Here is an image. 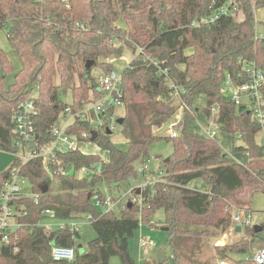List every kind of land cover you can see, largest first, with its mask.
<instances>
[{"label": "trees", "instance_id": "obj_1", "mask_svg": "<svg viewBox=\"0 0 264 264\" xmlns=\"http://www.w3.org/2000/svg\"><path fill=\"white\" fill-rule=\"evenodd\" d=\"M227 1L0 0V29H6L21 63L13 82L6 86L5 77L13 65L0 47L2 151L18 150L11 110L29 97L32 84L37 87V140L45 142L50 140V129L61 110H77L96 96L97 79L92 69L97 67L101 74L107 73L113 69L112 62L105 60L107 57L120 56L124 48L133 54L121 71V127L127 147L113 144L107 133L115 115V108L111 107L105 116L92 114L108 126L98 131L93 140L108 152L107 159L79 149L57 155L74 169L100 164L91 177L76 178L68 173L51 180L40 159L32 158L22 164L20 174L28 179L32 192L39 194L38 201L29 196L14 200L21 212L17 219L20 225L14 233L16 239L11 235L10 243H0V264H109L113 256H118L122 264H134L128 240L141 223H149L159 208L164 210L163 224L173 247L176 240L182 246H191L192 242L201 249L204 237H218L229 229L232 206L250 209L252 193H264V144L255 139L260 125L243 106L237 107L221 93L227 78L233 84L244 81L241 60L264 68V38L254 31V12L264 5V0H235L233 12L220 15L209 24L193 25ZM239 14L243 18L237 19ZM88 60L94 63L86 70ZM171 84L185 90L181 98L190 105L197 95L204 94L205 117H210L212 105L218 106L219 128L241 137L243 144L231 149L235 153L247 152V162H232L222 151L218 138L194 134L189 125L194 114L187 110L177 135L156 133L179 107ZM68 91L72 93L71 103L63 98ZM262 91L264 94V84ZM90 127L89 121L76 120L68 132L78 135ZM160 138L172 142L173 152L162 161L160 179L142 188L141 204L130 200V206L126 202L119 214L115 210L101 212L93 204L97 183L104 182L110 190L137 176L135 162L147 159L150 145ZM19 164L16 156L9 168L0 172V191L10 171ZM197 179L205 184L203 190L188 187ZM46 209L64 221L89 216L96 237L83 252L75 247L71 262L54 260L51 245L73 246L78 231L68 226L52 229L36 225L46 217ZM256 234L254 226L246 228L242 239L215 246L217 255L227 258L246 252L248 238Z\"/></svg>", "mask_w": 264, "mask_h": 264}, {"label": "built area", "instance_id": "obj_2", "mask_svg": "<svg viewBox=\"0 0 264 264\" xmlns=\"http://www.w3.org/2000/svg\"><path fill=\"white\" fill-rule=\"evenodd\" d=\"M39 2L43 0H37ZM236 8L235 0H228L225 4L220 6L217 10L211 14L200 18L193 22V25L209 24L214 22L220 15L229 14ZM263 38V37H261ZM113 45H116V41L110 40ZM113 58V57H112ZM112 58L107 57L106 61H111ZM112 62V61H111ZM242 73L245 76L243 82L239 84H233L229 78L227 83L221 88V93L233 102L237 107L243 106L248 112L251 113L252 118L260 125V133L264 137V94L262 91L264 84V68L258 66L254 62H247L241 60ZM158 65L157 62H154ZM163 71H166L163 70ZM175 94V99H178L179 107L176 111L177 120L174 123L181 122V115L184 110L196 114L197 108L194 110L192 105L181 98V92H184L183 88H178L174 84H171ZM28 98L19 101L11 110V121L14 125V131L16 134L15 145L17 148H22L28 152V155L17 156L20 159V164L15 166L10 171L9 179L4 183L3 188L0 191V243L8 244L11 242V235H14L19 227L17 223L18 216H20V210L13 203L18 197L29 196L33 198L35 202L38 201L39 194L32 192L31 185L25 176L20 174L21 165L26 163L32 158H38L41 164L49 175V178L53 180L57 175H63L71 173L76 178H89L94 174V168L81 167L74 169L72 165L64 163L58 158V153L66 152L69 150L79 149V143L83 140H90L92 130L102 131L106 127V123L103 119L93 118L92 114L106 115L107 108L124 107V103L121 99L123 93L121 73H117L115 70H111L107 73L101 74L97 80V93L95 97H91L82 108L72 110L70 107H66L58 114L57 120L50 129V140L40 142L37 140V133L34 125V117L37 114V106L34 102L37 87H33ZM210 117H206L207 126L204 127L205 136L209 138H218L217 129L219 124L217 121L218 106H211ZM179 113V114H178ZM115 115L112 120H114ZM211 119V121H209ZM76 120H87L91 123V127L87 130H82L77 135L76 133L68 132V128ZM112 123V122H111ZM110 123V124H111ZM174 123H169V135L175 136L178 134V130L174 129ZM174 129V130H173ZM91 141V140H90ZM147 160V159H146ZM148 170L146 164L137 168L140 173H145ZM103 185V189L100 186ZM145 184L132 186L130 193L136 188H140V192ZM28 186L29 193L24 192V187ZM96 193L93 195V204L97 206L101 212L112 211L115 209V203L113 200L107 185L104 182H99L96 185ZM134 201L138 204L142 202V194L136 195ZM119 207V206H118ZM125 208V205L121 207ZM119 208V209H121ZM251 209L240 208L232 206L230 210L231 214V226L230 230L237 232L235 227L240 226V231L245 232L246 228L250 225V213ZM45 216H52V211L46 209L43 212ZM42 213V214H43ZM89 218V216L87 215ZM45 218V217H43ZM70 219L64 221L63 224L58 225L56 228H63L68 226L72 231H78L77 224ZM70 221V222H69ZM264 222L261 224L263 226ZM36 225L48 226L41 220ZM17 227L16 230H12L13 227ZM17 238L15 235L13 236ZM254 236L249 237V248L244 252L240 258L227 257L216 258L211 264H264V243L260 244L254 239ZM155 242L152 239H147L145 235H140V246L144 252H148L153 248ZM18 248L14 247V252H17ZM51 256L54 260H67L73 261L75 258V246H62L51 245Z\"/></svg>", "mask_w": 264, "mask_h": 264}, {"label": "rangeland", "instance_id": "obj_3", "mask_svg": "<svg viewBox=\"0 0 264 264\" xmlns=\"http://www.w3.org/2000/svg\"><path fill=\"white\" fill-rule=\"evenodd\" d=\"M241 18H243V16L242 14H239L237 16V19ZM254 19L255 34L264 37V5L255 10ZM0 47L5 51L6 55L8 56L13 65V70L8 72L5 77V85L8 86L13 82L14 74L20 69L21 63L14 50L12 49V46L6 35L5 28L0 29ZM132 57L133 54L129 48H124L122 54L118 57H110L112 58L111 61L113 65V70L120 74L122 69L127 65V63L132 59ZM92 73L97 80L101 76V72L97 67H94L92 69ZM31 87H35L34 84H32ZM33 94L36 95V92L34 91ZM63 98L66 102L71 103V91L66 92ZM176 102H179L178 99H176ZM192 104L193 109L198 108L199 110L196 112V114L193 115V118L189 121L191 131L196 135L203 136L205 134L204 127L207 126L206 117L202 112V109L206 104L205 95H197L193 100ZM123 113L124 107H117L115 109L114 120L111 121L112 123L110 122L111 124H108V126H110V140L113 142V144L121 148L127 147V143L126 139L123 137L122 134L121 124L117 123L116 120L117 118L122 117ZM176 113L159 129H157L156 133L169 134L168 124L174 123L177 120ZM209 121H211V119H209ZM108 126H106L105 128H107ZM173 127L174 129L179 130V123H174ZM217 136L220 137L219 143L224 153H230L232 151V144H242V139L239 138L237 135L233 136L230 133L223 132L219 129H217ZM256 139L259 142L260 136L257 135ZM78 148L79 150L85 153H97L101 156L102 159H107L108 157V152L106 150L102 149L95 142L90 140L81 141L79 143ZM172 152V142H169L164 138L157 139L150 145L149 157L147 158V160L139 159L134 164L136 168L140 167L143 164H146L148 170H146L145 173L138 172L137 176L129 177L123 182H121L119 187L109 190L111 196L113 197V200L117 201V203H115L114 209L116 213L119 214L120 211L124 209H122L121 207L124 206L126 202H130V200L135 202L134 198H139L136 197V195H139L140 192L139 194H137L136 188L130 193V189L132 188V186L147 183L152 184L160 179L163 174L162 161L168 158ZM23 155H28V152L24 151L22 148H19L15 152H7L0 150V172L9 168V166L13 162L14 157ZM243 155H245V153H243ZM188 187L196 190H203L205 188V184L202 180L197 179L190 182ZM100 188L103 189V185H101ZM24 192L29 193L28 186L24 187ZM249 206L252 209L250 213V225H261L264 222V193L258 191L253 192L252 197L249 198ZM137 216L140 217V214L138 213ZM164 218L165 213L163 208L156 209L155 212L150 216L149 223H141L139 228L134 231L132 237L129 238V253L134 260V264H159L162 261H166L169 263H173L175 261L176 264L212 263L216 258H219L216 253L215 246L231 244L244 237L243 232L239 231L235 233L234 231H231L229 227V229H227L223 234L219 235L218 237H204L201 243V249H196L192 242H190L191 246H182V244L178 243L176 240L173 244L175 246L173 247L169 241L168 231L163 229L164 227H166L163 224ZM42 220L52 229H55L58 225L64 223V220L51 216H46ZM71 221L75 222L78 227V235L74 237V246L76 248H78L79 246L82 247L83 252L84 250H86L88 242L96 237V232L92 226L91 221L87 216H82ZM256 233L257 234L256 236H254V239L258 241L259 245L263 244L264 229ZM141 234L145 235L147 239H152L155 242L153 248L150 249L147 253L144 252L142 247L140 246ZM221 239L224 240L223 243L218 244V241ZM174 248H176V252H174ZM243 255V253H239L230 255V257L240 258ZM109 264H122V262L118 256H113L111 257Z\"/></svg>", "mask_w": 264, "mask_h": 264}, {"label": "water", "instance_id": "obj_4", "mask_svg": "<svg viewBox=\"0 0 264 264\" xmlns=\"http://www.w3.org/2000/svg\"><path fill=\"white\" fill-rule=\"evenodd\" d=\"M93 63H94V60H88V61L86 62V64H85V69L87 70V69H88ZM122 121H123V117L117 118V120H116V122L119 123V124H121ZM107 133L110 134V130H109V129H108ZM97 135H98L97 131H96V130H92L90 140L93 141V140L97 137ZM165 160H167V158H166ZM93 168L99 170V169H100V164H94V165H93ZM43 190L46 191V190H47V186H45ZM139 192H140V188H138V189L136 190V193H137V194H139ZM130 203H131V202H128V206H130ZM16 229H17L16 226L12 228L13 231L16 230ZM163 229H164V230H167V227H164ZM262 229H263L262 226H260V225H254V231H255V232H260ZM235 230H236L237 232H239V231H240V226L237 225V226L235 227ZM77 250H78L79 252H82V247L79 246V247L77 248Z\"/></svg>", "mask_w": 264, "mask_h": 264}, {"label": "crops", "instance_id": "obj_5", "mask_svg": "<svg viewBox=\"0 0 264 264\" xmlns=\"http://www.w3.org/2000/svg\"><path fill=\"white\" fill-rule=\"evenodd\" d=\"M120 24H121V22H120ZM259 36V35H258ZM260 37H262V36H260ZM264 38V37H263ZM198 109V108H197ZM199 110V109H198ZM197 110V111H198ZM257 135H259L260 136V141L258 142V140L256 139V136ZM239 138H241L239 135H237ZM256 136H255V139H256V142L257 143H260V144H264V137L262 136V134L260 133V132H258L257 134H256ZM242 144H243V142H242ZM234 144H232V146H233ZM241 145V144H240ZM232 148V147H231ZM232 150V149H231ZM229 152H226V154L229 156V158L232 160V162H237V163H244V162H247V160H248V153L247 152H237V153H235V152H230L229 154H228ZM243 153H245V155H243ZM108 158V157H107ZM251 209V208H250ZM252 210V209H251ZM261 226V225H260ZM263 227V226H262ZM263 229H264V227H263ZM262 229V230H263Z\"/></svg>", "mask_w": 264, "mask_h": 264}, {"label": "bare ground", "instance_id": "obj_6", "mask_svg": "<svg viewBox=\"0 0 264 264\" xmlns=\"http://www.w3.org/2000/svg\"><path fill=\"white\" fill-rule=\"evenodd\" d=\"M223 241H224L223 239L219 240V241H218V244H222Z\"/></svg>", "mask_w": 264, "mask_h": 264}]
</instances>
